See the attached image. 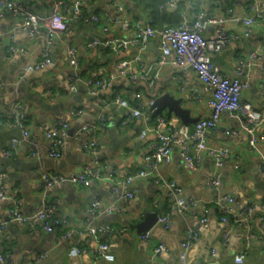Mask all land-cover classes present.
<instances>
[{"label":"crops","instance_id":"obj_1","mask_svg":"<svg viewBox=\"0 0 264 264\" xmlns=\"http://www.w3.org/2000/svg\"><path fill=\"white\" fill-rule=\"evenodd\" d=\"M20 1L43 18L50 15L55 3V0ZM165 1L83 0L81 19L70 22L67 29L56 30L52 38L48 37L47 24L31 38L20 28L18 18L11 14L0 17V115L12 118L10 108L19 101L24 118L23 127H0V171L3 173L0 182L7 195L12 193V188L17 189L19 205L24 213L35 210L45 200L67 220L60 229L52 232L10 222L12 239L0 243L10 254L7 264H139L146 260H153L155 264H264L263 213L256 212L249 222L236 223L233 219V215L239 217V210L247 203L264 201V171L260 170L264 163V125L256 128V134L262 139L259 138L256 147L251 148L248 145L250 136L241 127L240 119L229 118L222 113L216 128L206 132L208 144L228 148L222 166L217 168L213 158L204 155L198 169L189 171L176 146L171 151L170 160L159 165L158 171L163 178L176 181L182 187L184 197L196 201V212L203 208L207 210L204 226L189 214L171 212L169 228L154 226L149 238L142 239L140 235L143 232L138 225L145 214L170 210V203L158 197V187L150 180H137L131 186L134 192L131 199L115 196L107 181L76 184L66 180L45 190L42 187L43 175L47 171L69 176L80 172L83 166L93 167L102 163L106 165V171L112 170L116 178H121L145 165L149 143L155 136L148 132L140 137L139 132L152 119H127L130 108L115 105V96L127 100L131 107L137 103L136 93L144 99H151L169 92L175 98H182V106L189 109L192 118L209 115L205 101L193 97L196 90L201 91L203 97L208 94L202 90V83L192 70L182 72L177 66L166 64L158 73L155 85H148L155 73L156 36L139 54L136 46L114 53L108 48L89 45L94 38H133L136 20L151 23L156 31L164 25H175L181 20V12L191 19L192 8L225 18L227 30L239 35L243 27L240 18L249 14L250 3V0H176V6L160 8L159 5ZM115 2L123 6V12L116 8ZM260 2L264 8V0ZM92 14L99 15V22L90 20ZM116 16L121 21H116ZM204 34L212 37L213 28H208ZM261 46H264V17L256 20L249 36L239 35L225 48L209 53V57L222 73L236 76L238 60L245 59L250 50ZM71 47L76 49L77 72L83 80L116 73L110 86L100 93L103 126H97L98 107L87 94L84 83L75 89L69 87L68 80L73 72L68 56ZM45 50L50 56V64L34 69ZM136 56L138 59L134 60ZM126 60H132V72L138 77L136 82H131L127 76L117 75L119 63ZM144 73L148 77L139 78ZM240 78L247 84L242 91V99L251 102L256 110H263L264 67L253 66ZM79 108L83 113L72 115V110ZM166 114V110L161 113L165 119ZM57 121L67 122L69 133L62 145V155L51 158L48 155L50 141L42 131L53 127ZM167 123L183 124L175 115L167 118ZM82 124H94L95 127L75 137L74 132ZM193 124L188 125L192 128ZM24 129L29 132L27 139L21 146L12 148V139H21ZM92 139L97 142L95 153L87 152L82 145ZM5 151H11V155L5 156ZM213 174L219 179L217 186L208 183ZM222 196L234 200L233 215H229L225 222L221 220L222 212L218 205ZM95 199H100L104 206L115 203L118 211L100 213L94 218L91 225H109L111 230L92 235L83 229L86 207ZM11 203L0 198V220L9 218ZM190 227L198 230L199 237L192 247L184 251L180 243ZM224 228L230 232L226 245L221 242ZM78 241L88 251L70 256L68 249ZM100 242L108 243L112 260L90 252ZM158 244H164L166 250L153 254ZM241 251L245 256L237 262L235 255ZM44 253L47 256L39 260L38 257Z\"/></svg>","mask_w":264,"mask_h":264},{"label":"built area","instance_id":"obj_2","mask_svg":"<svg viewBox=\"0 0 264 264\" xmlns=\"http://www.w3.org/2000/svg\"><path fill=\"white\" fill-rule=\"evenodd\" d=\"M83 0H55L50 15L46 18L40 17L33 12L29 7L24 5L20 0H0V17L5 14H11L18 18L20 28L25 31L29 37L36 36L41 27L45 24L48 26V37L52 38L56 30L67 29L70 22H75L82 17ZM116 8L123 12L122 5H116ZM176 6V0H166L159 7ZM191 19L185 12L180 13V22L175 25H164L158 31L154 30L152 24L142 20H136L133 23L134 37L127 39L123 37H111L106 39L94 38L89 45L92 47L101 46L108 48L114 53H120L129 46H136L138 54L142 52L148 45L149 40L157 37V56L154 62L155 73L152 74L148 81V85L153 87L158 73L162 66L172 64L180 68L182 72L192 70L198 80L202 83V90L208 95L202 96L201 91L196 90L193 97L197 100H204L210 113L206 117L198 119L193 127L190 128L188 124L172 125L167 123V119L161 114L151 117V105L155 98L144 99L140 93L135 96L138 99L135 106L129 107L127 100L115 96L113 102L117 106L130 108V114L127 119L142 118L147 121L151 117L152 122L146 123L140 130L139 136L144 137L148 132L154 134V139L149 143L148 153L145 156V165L138 168L134 172H128L121 178H116L115 172L112 170L106 171V165L96 163L93 167L83 166L82 170L76 174L64 176L60 173L47 171L44 173V182L42 187L48 189L53 184L60 181H70L76 184H88L94 181H107L110 183L111 192L120 199H131L134 197V192L131 186L141 179L150 180L158 187V197L166 199L170 203V210L167 213H157V219L154 226H161L164 229L169 228L171 223V212L178 214H189L197 219L201 226L207 223V210L205 208L196 212V201L192 198H186L183 195L182 187L174 180H167L161 176L158 167L162 162L170 160L172 149L176 146L178 148L179 156L189 171H196L204 155H209L213 158L215 166L218 168L222 166L228 148L222 145H210L206 139V132L215 129L220 116L225 113L229 118H239L241 127L249 134L248 145L251 148L256 147L259 137L256 134V128L264 125V109L256 110L251 102L244 100L241 97L243 89L247 86L246 82L242 81L240 76L251 67L260 65L264 67V46L250 50L245 59L238 60L236 68L237 75L229 76L222 73L210 60L209 53L218 52L225 48L232 40L238 36H249L252 32L253 26L258 18L264 17V8L260 0H250L249 14L242 16L241 34L235 35L226 28V19L221 16L207 14L201 9L192 8ZM99 15L92 14L90 20L92 22H99ZM239 19V18H236ZM116 21H121L119 16L115 17ZM127 22L125 23V25ZM212 27L214 35L212 37L205 36L204 32ZM106 30L107 27H104ZM69 64L73 69L69 77L68 84L70 89L84 83L86 92L93 98V103L98 107L97 126L104 125V116L102 113V101L100 93L106 87L110 86L111 82L116 78V73H109L99 77L91 78L87 81L83 80L77 72L78 60L76 56V49L71 47L68 50ZM138 59V56L134 60ZM50 64V56L47 50L44 51L42 59L33 66L34 69H40ZM117 75L127 76L131 82H136L138 77L132 72V60L122 61L118 65ZM148 75L142 74L139 78L146 79ZM181 79V76H180ZM21 104L19 101L14 102L10 108L12 118H5L0 115V127L18 125L23 127V114L21 112ZM83 113L81 108L73 109L72 115L79 116ZM125 120L123 123H125ZM68 123L57 121L54 126L43 130V136L50 141V149L48 155L51 158H59L62 155V145L64 139L67 137ZM95 125L82 124L74 132L77 137L84 130H90ZM28 131L23 130L21 139H12L11 147L15 148L21 146L28 136ZM83 147L89 153H95L97 149V142L95 140H87L83 142ZM35 154V152H32ZM5 156H10L11 151H5ZM260 170L264 171V163L260 166ZM3 173L0 171V179ZM208 183L212 186L219 184V179L216 174H213ZM10 195L6 194L3 184L0 182V198L12 202L9 209V218L0 220V243L9 242L12 239L9 229V223H17L25 225L29 229L40 227L45 232H52L57 227L67 223L66 218L60 216L54 207L43 200L39 207L35 210L24 213L19 205L17 198V189L12 188ZM233 198L222 196L218 202L219 210L222 212L221 220L225 222L229 215H233L232 204ZM115 203L104 206L100 199L93 200L86 207V220L84 231L97 235L98 233H106L111 230L109 225L93 226L91 221L100 213L110 214L118 211ZM262 212L264 218V201L247 203L238 212L239 217L233 215L236 223L250 221L257 213ZM152 227V228H153ZM149 230L143 232L140 237L148 239L150 236ZM69 235V233H67ZM230 232L224 228L221 233V242L226 245L229 241ZM199 234L196 228H188L187 235L181 241V248L186 251L198 239ZM86 248L82 247L80 242H76L68 249L70 256H79L86 252ZM166 250L164 244H158L153 249V254H157ZM88 251V250H87ZM94 255H98L105 260H112L113 254L108 243L100 242L94 251H90ZM47 256L44 253L38 257ZM244 252H239L235 255V260L241 262L244 258ZM10 254L5 251L3 246H0V264H7ZM139 264H155L153 260H146Z\"/></svg>","mask_w":264,"mask_h":264},{"label":"water","instance_id":"obj_3","mask_svg":"<svg viewBox=\"0 0 264 264\" xmlns=\"http://www.w3.org/2000/svg\"><path fill=\"white\" fill-rule=\"evenodd\" d=\"M151 117L157 114H161L166 110V119L171 115L178 117L183 124L195 123L199 118H192L188 108L182 106V98H175L169 92L158 95L153 104L151 105ZM8 219V218H7ZM157 219L156 212H148L145 214V218L138 225L141 232H145L153 227Z\"/></svg>","mask_w":264,"mask_h":264},{"label":"trees","instance_id":"obj_4","mask_svg":"<svg viewBox=\"0 0 264 264\" xmlns=\"http://www.w3.org/2000/svg\"><path fill=\"white\" fill-rule=\"evenodd\" d=\"M22 2H23V1H22ZM23 3H24V2H23ZM24 5L28 6L27 4H24ZM56 229H60V226L57 227ZM4 249H5V251H7L6 248H4Z\"/></svg>","mask_w":264,"mask_h":264}]
</instances>
